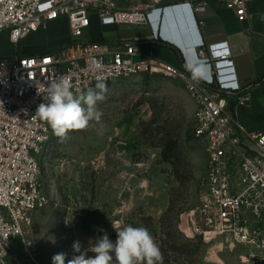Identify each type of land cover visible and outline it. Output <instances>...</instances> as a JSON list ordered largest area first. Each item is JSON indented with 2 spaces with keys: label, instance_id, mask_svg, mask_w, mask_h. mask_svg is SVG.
Wrapping results in <instances>:
<instances>
[{
  "label": "built area",
  "instance_id": "2783aa9c",
  "mask_svg": "<svg viewBox=\"0 0 264 264\" xmlns=\"http://www.w3.org/2000/svg\"><path fill=\"white\" fill-rule=\"evenodd\" d=\"M241 20L254 0H229ZM135 0H0V35L8 31L18 47L26 37L61 18L68 20L69 43L39 55L0 53V264H22L14 254L34 215L49 204L40 186L41 158L54 134L36 110L46 103L51 81L67 78L74 94H86L97 81L105 84L153 72L180 79L197 105L195 137L206 142L208 166L201 181L200 204L190 216L191 234L204 241L223 238L241 249L244 264H264V131L250 130L230 108L250 107L255 88L238 81L228 42H192L209 65H198L201 79L146 53L134 44L92 41V19L103 26L155 24L170 7L140 8ZM192 21L205 3H181ZM190 21V22H191ZM193 22V21H192ZM170 35V34H169ZM156 40L160 38L156 35ZM176 39V38H175ZM177 41H180L176 39ZM182 42V41H180ZM205 71V74L203 73ZM211 72L213 78L211 77Z\"/></svg>",
  "mask_w": 264,
  "mask_h": 264
},
{
  "label": "rangeland",
  "instance_id": "374dc122",
  "mask_svg": "<svg viewBox=\"0 0 264 264\" xmlns=\"http://www.w3.org/2000/svg\"><path fill=\"white\" fill-rule=\"evenodd\" d=\"M37 34L27 44L64 47L70 29L59 19ZM0 48L9 53L16 46L3 37ZM105 85V99L96 105L100 121L63 142L54 135L42 155L40 186L49 204L34 215L30 249L20 242L14 255L22 264H52L53 255L64 253L67 264L79 255L75 241L83 251L106 232L115 243L118 221L121 228L146 227L163 264H244L231 242L204 241L190 231L208 156L206 142L193 134L196 111L185 83L153 72ZM253 94L252 105L234 108V115L248 129L264 131V84Z\"/></svg>",
  "mask_w": 264,
  "mask_h": 264
},
{
  "label": "crops",
  "instance_id": "0c3cea01",
  "mask_svg": "<svg viewBox=\"0 0 264 264\" xmlns=\"http://www.w3.org/2000/svg\"><path fill=\"white\" fill-rule=\"evenodd\" d=\"M189 2L194 4L205 3L204 10L196 14V22L195 20H192V22L189 19L186 10L174 7L178 4ZM229 2V0H135L134 5L140 8L148 5L170 7L169 10L175 9L185 15L190 24L188 30L179 31L177 29L172 31L166 29L165 31L173 38L182 41L181 43L188 48L193 46V41L200 38L199 34L202 35L208 44L228 42L237 79L246 89L250 88L253 82L264 77V0H254L249 3L248 17L245 20H241L237 16L236 11L230 6ZM61 19H65L68 23L66 18ZM92 26L94 29L93 35L88 31V37L92 41H107L115 45L130 43L139 47V50L143 53L153 49L157 58L161 61L181 70H186V65L180 52L171 44L156 40V33L153 32L151 25L103 26L98 18L94 17ZM34 35L38 34L34 33L30 36ZM69 35L62 43L64 46L70 41ZM30 36L24 38L18 47L9 53L3 52L2 48H0L1 56L9 58L14 55H39L62 48V45L48 49L41 44H27ZM3 37H6L11 43L8 31L1 33L0 39ZM203 73L205 74V71ZM190 99L192 108L196 111L197 105L191 96Z\"/></svg>",
  "mask_w": 264,
  "mask_h": 264
},
{
  "label": "clouds",
  "instance_id": "9594fccd",
  "mask_svg": "<svg viewBox=\"0 0 264 264\" xmlns=\"http://www.w3.org/2000/svg\"><path fill=\"white\" fill-rule=\"evenodd\" d=\"M193 18L196 22L194 11ZM164 20L165 12L161 14L157 23L151 24L153 32L161 41L179 50L186 63V70L191 73L193 80L201 79V69L198 65L210 66V63L201 59L198 54V47L202 45L186 47L165 31ZM212 78L211 72L210 79ZM96 89L99 91L90 88L86 94L76 95L72 91L71 82L60 77L51 81L46 91L47 102L39 104L36 113L41 120L50 125L53 134L63 142L69 138V132L87 129L91 121H100L102 113L96 105L98 101L105 99V83L98 80ZM113 228L117 233L115 243L109 239L106 232L83 251L81 243L75 241L72 248L79 255L68 260L67 264H163L160 247L146 227L127 225L121 228L117 221L113 223ZM89 252L94 255L89 256ZM65 259L66 254H55L52 257V264H65Z\"/></svg>",
  "mask_w": 264,
  "mask_h": 264
},
{
  "label": "water",
  "instance_id": "95a60500",
  "mask_svg": "<svg viewBox=\"0 0 264 264\" xmlns=\"http://www.w3.org/2000/svg\"><path fill=\"white\" fill-rule=\"evenodd\" d=\"M164 25L165 29L168 30H188L189 29V23L185 15H182L175 9L172 10V12L167 13L165 15V20H164ZM129 45H131L129 43Z\"/></svg>",
  "mask_w": 264,
  "mask_h": 264
},
{
  "label": "trees",
  "instance_id": "16d2710c",
  "mask_svg": "<svg viewBox=\"0 0 264 264\" xmlns=\"http://www.w3.org/2000/svg\"><path fill=\"white\" fill-rule=\"evenodd\" d=\"M174 47V46H173ZM175 49H177L176 47H174ZM178 50V49H177ZM179 51V50H178ZM181 57H182V55H181ZM182 59H183V57H182ZM183 61H184V59H183ZM185 62V61H184ZM185 65H186V63H185ZM264 84V77L263 78H261V79H259V80H257V81H255V82H253L251 85H250V88H256V87H258V85H263ZM246 89H248V88H246ZM253 93H254V91H253ZM230 107H231V109L232 110H234V104L231 102V104H230Z\"/></svg>",
  "mask_w": 264,
  "mask_h": 264
}]
</instances>
